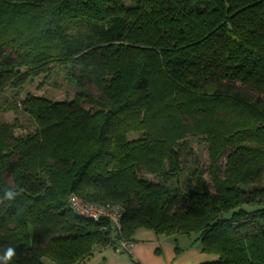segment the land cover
<instances>
[{"label": "trees", "instance_id": "1", "mask_svg": "<svg viewBox=\"0 0 264 264\" xmlns=\"http://www.w3.org/2000/svg\"><path fill=\"white\" fill-rule=\"evenodd\" d=\"M53 65L98 92L28 93L35 130L0 124V258L82 264L147 228L196 234L199 264H264V0H0V91ZM72 193L121 206V230Z\"/></svg>", "mask_w": 264, "mask_h": 264}, {"label": "rangeland", "instance_id": "2", "mask_svg": "<svg viewBox=\"0 0 264 264\" xmlns=\"http://www.w3.org/2000/svg\"><path fill=\"white\" fill-rule=\"evenodd\" d=\"M47 75V76H46ZM46 75H40L29 82L23 88H11L0 91V124H15L16 135H26L35 130L36 125L30 116L22 111V103L28 93L42 95L47 99L55 101L73 100L77 93L85 92L87 89L93 94H97V89L93 85L81 87L72 76L70 66L53 65ZM41 85V88L38 86ZM191 157L190 162L198 160L201 166L207 164V146L200 138L191 136ZM194 157V159H192ZM145 176L153 181H159V178L145 172ZM11 181V178L8 180Z\"/></svg>", "mask_w": 264, "mask_h": 264}, {"label": "crops", "instance_id": "3", "mask_svg": "<svg viewBox=\"0 0 264 264\" xmlns=\"http://www.w3.org/2000/svg\"><path fill=\"white\" fill-rule=\"evenodd\" d=\"M196 234L159 235L152 229H137L129 251L113 246L96 248L82 264H199L217 255L201 250Z\"/></svg>", "mask_w": 264, "mask_h": 264}, {"label": "built area", "instance_id": "4", "mask_svg": "<svg viewBox=\"0 0 264 264\" xmlns=\"http://www.w3.org/2000/svg\"><path fill=\"white\" fill-rule=\"evenodd\" d=\"M68 205L78 216L96 223L102 222V230H107L109 228L116 232L121 230L122 210L119 205L100 206L86 201L74 193L69 195ZM131 245V241L121 240L120 245L116 249L129 251Z\"/></svg>", "mask_w": 264, "mask_h": 264}, {"label": "clouds", "instance_id": "5", "mask_svg": "<svg viewBox=\"0 0 264 264\" xmlns=\"http://www.w3.org/2000/svg\"><path fill=\"white\" fill-rule=\"evenodd\" d=\"M7 196L9 199H11L12 198L11 192H8ZM14 255H15V250L13 248L9 247L6 250V252L4 253L3 257L0 259H2L3 264H8V262L14 257Z\"/></svg>", "mask_w": 264, "mask_h": 264}]
</instances>
